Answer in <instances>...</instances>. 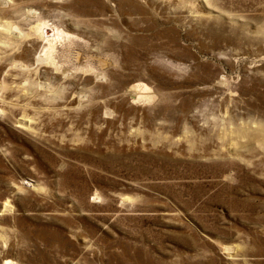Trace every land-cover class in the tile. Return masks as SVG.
Masks as SVG:
<instances>
[{
	"label": "rangeland",
	"instance_id": "1",
	"mask_svg": "<svg viewBox=\"0 0 264 264\" xmlns=\"http://www.w3.org/2000/svg\"><path fill=\"white\" fill-rule=\"evenodd\" d=\"M0 264H264V0H0Z\"/></svg>",
	"mask_w": 264,
	"mask_h": 264
},
{
	"label": "bare ground",
	"instance_id": "2",
	"mask_svg": "<svg viewBox=\"0 0 264 264\" xmlns=\"http://www.w3.org/2000/svg\"><path fill=\"white\" fill-rule=\"evenodd\" d=\"M46 32L48 33L49 30L47 29ZM133 88H134V90H138V89L142 90L140 92L141 94L138 92L139 93L138 95H140V96L138 97V99L136 101H140V100L141 101H151L155 96V95L151 94L150 87L147 84H138V85L136 84V86H134ZM6 260L9 261V259H6Z\"/></svg>",
	"mask_w": 264,
	"mask_h": 264
}]
</instances>
